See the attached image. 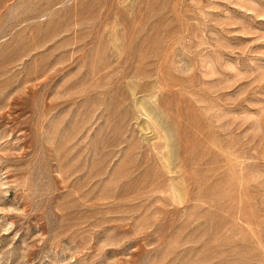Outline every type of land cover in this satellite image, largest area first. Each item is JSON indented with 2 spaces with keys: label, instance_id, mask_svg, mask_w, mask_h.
<instances>
[{
  "label": "rangeland",
  "instance_id": "obj_1",
  "mask_svg": "<svg viewBox=\"0 0 264 264\" xmlns=\"http://www.w3.org/2000/svg\"><path fill=\"white\" fill-rule=\"evenodd\" d=\"M0 264H264V0H0Z\"/></svg>",
  "mask_w": 264,
  "mask_h": 264
}]
</instances>
